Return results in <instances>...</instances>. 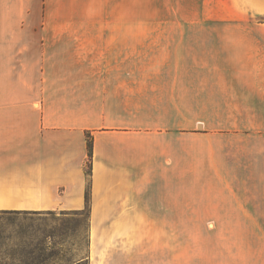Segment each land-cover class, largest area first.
<instances>
[{
	"label": "crops",
	"instance_id": "1",
	"mask_svg": "<svg viewBox=\"0 0 264 264\" xmlns=\"http://www.w3.org/2000/svg\"><path fill=\"white\" fill-rule=\"evenodd\" d=\"M173 3L187 33L133 47L129 20L53 22L46 0H0V212L79 214L87 196L88 264H264V0ZM133 53L156 67L133 73ZM139 89L153 95L137 109ZM181 118L220 125L197 175L225 238L117 242L158 218L159 189H171L161 217L179 220Z\"/></svg>",
	"mask_w": 264,
	"mask_h": 264
},
{
	"label": "rangeland",
	"instance_id": "2",
	"mask_svg": "<svg viewBox=\"0 0 264 264\" xmlns=\"http://www.w3.org/2000/svg\"><path fill=\"white\" fill-rule=\"evenodd\" d=\"M188 15L186 11L179 13L173 0H126L125 8L120 0H46L41 19H51L53 22L129 20L132 22L133 47H142L145 46L141 43L145 42L143 37L186 34L187 28L177 27L175 21L186 19ZM68 30H81V28ZM211 30L215 32L216 29L213 27ZM143 56L145 59H140L142 55L133 53V73H139L135 72V68L141 65L156 67L155 59H150L149 54ZM134 75L133 83L143 82V77ZM144 90L133 91L134 108L138 109L140 96L143 103H146V96L153 95ZM215 112L218 110L213 109L211 115L214 116ZM133 126L138 125L133 124ZM207 127L211 130L200 129L197 125L193 127L185 118L181 120L179 220L161 217L167 215L165 212L167 206L170 208L171 189H168V195L166 188L161 190L162 195L159 189V194L154 197L158 218L149 219L146 229L143 224L142 231H128L129 235L126 238L116 237L117 242L148 245L178 243L182 246L219 244L225 238L226 231H221L225 221L218 218L219 197L203 188V179H198L197 175L198 169H202L209 162L205 151L214 146L218 147L213 139L219 138L220 125L209 124ZM189 128L193 129L188 131ZM191 131L193 134L207 131L203 133L212 136L189 135ZM190 165L193 168H189ZM87 216V213L33 216L0 214V264H88L90 231ZM113 237L112 235L110 242H113Z\"/></svg>",
	"mask_w": 264,
	"mask_h": 264
},
{
	"label": "trees",
	"instance_id": "3",
	"mask_svg": "<svg viewBox=\"0 0 264 264\" xmlns=\"http://www.w3.org/2000/svg\"><path fill=\"white\" fill-rule=\"evenodd\" d=\"M86 146H87V161L85 164V176L88 178L91 174V159H92V146H93L92 145V136L89 133L86 134ZM85 201H86L85 210L79 214H73V215H82V214L87 213V215L89 216V213H88V197L87 196L85 198ZM0 214H2V215H20V214H23V215H32V216L37 215V214H29V213H21V212H0Z\"/></svg>",
	"mask_w": 264,
	"mask_h": 264
}]
</instances>
